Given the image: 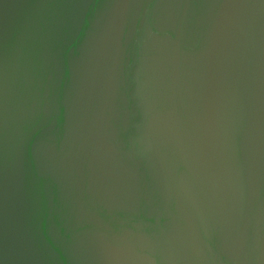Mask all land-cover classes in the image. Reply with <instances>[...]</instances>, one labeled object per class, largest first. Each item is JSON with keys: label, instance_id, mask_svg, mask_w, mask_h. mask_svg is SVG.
Wrapping results in <instances>:
<instances>
[{"label": "water", "instance_id": "95a60500", "mask_svg": "<svg viewBox=\"0 0 264 264\" xmlns=\"http://www.w3.org/2000/svg\"><path fill=\"white\" fill-rule=\"evenodd\" d=\"M0 264H264V0H0Z\"/></svg>", "mask_w": 264, "mask_h": 264}]
</instances>
